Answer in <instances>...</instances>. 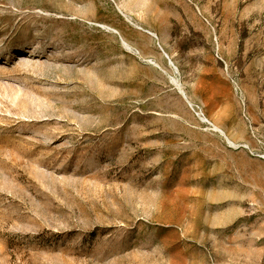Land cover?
Masks as SVG:
<instances>
[{"label": "rangeland", "instance_id": "rangeland-1", "mask_svg": "<svg viewBox=\"0 0 264 264\" xmlns=\"http://www.w3.org/2000/svg\"><path fill=\"white\" fill-rule=\"evenodd\" d=\"M0 264H264V0H0Z\"/></svg>", "mask_w": 264, "mask_h": 264}, {"label": "bare ground", "instance_id": "bare-ground-1", "mask_svg": "<svg viewBox=\"0 0 264 264\" xmlns=\"http://www.w3.org/2000/svg\"><path fill=\"white\" fill-rule=\"evenodd\" d=\"M179 86V85H178ZM181 86V85H180ZM181 89H183V88H181ZM181 92V91H180ZM184 93V92H183ZM186 95V94H185ZM186 97V96H185Z\"/></svg>", "mask_w": 264, "mask_h": 264}]
</instances>
